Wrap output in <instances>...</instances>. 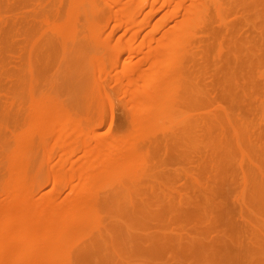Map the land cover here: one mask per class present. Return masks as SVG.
I'll return each instance as SVG.
<instances>
[{
  "label": "rangeland",
  "instance_id": "obj_1",
  "mask_svg": "<svg viewBox=\"0 0 264 264\" xmlns=\"http://www.w3.org/2000/svg\"><path fill=\"white\" fill-rule=\"evenodd\" d=\"M68 1L0 0V202L6 148L28 120L32 61L37 87L77 111L64 144L51 133L29 156L35 201L67 202L73 183L96 186L98 211L69 236L64 264H264V0L138 2L128 29L115 22L113 0H95L100 38L122 47L104 48L102 63L90 58L94 47L51 38L44 17H63ZM183 6L192 10L178 29ZM168 30L182 42L157 67L172 73L162 116L152 109L161 81L150 59ZM140 116L150 117L145 136L133 129ZM125 132L144 161L113 172ZM94 148L108 153L109 169L95 183L82 178Z\"/></svg>",
  "mask_w": 264,
  "mask_h": 264
},
{
  "label": "bare ground",
  "instance_id": "obj_2",
  "mask_svg": "<svg viewBox=\"0 0 264 264\" xmlns=\"http://www.w3.org/2000/svg\"><path fill=\"white\" fill-rule=\"evenodd\" d=\"M112 2L114 3L113 7L116 6L117 11L121 15L120 18L115 19V22L120 21V23L123 24L124 28L128 29V27L132 26L133 24L132 8L134 9L135 5L138 4V2L143 3L144 5L147 6H151L156 2V0H113ZM168 2H170V0H162L163 4L164 3L169 4ZM192 2L190 0L191 4L189 7H191L192 4H194ZM66 6L67 8L64 13L65 15L63 14V17L61 16V18L59 16L56 17L58 18V20H56L55 17H54L55 19L54 18L52 19L53 16L50 17L52 19L51 21L48 19L49 16L44 17L45 22L49 21L50 23H52V27L54 30L52 31L54 32L53 33L54 36L52 35L53 37L51 38H54L56 34V36L59 37L61 39L60 41H63L64 44L66 43V41L67 43L71 42L73 44H76L78 49L80 48L82 49L87 46L94 47V49L90 53V58L93 59L94 61L95 60L98 61V63L99 62L102 63L103 60L102 51L104 50V48L108 47L109 49H111L113 53L119 52L122 49V47H120V45L117 46V44L110 46L108 43L107 46L105 41L100 38L102 29L99 19L96 16L97 8H96L95 0H69ZM190 10L192 9H189L188 7H184L183 12L181 11V14L182 13L183 14L181 17L182 19L178 24V29L181 28L183 23L188 21L190 16L189 14ZM49 22L47 23L48 25ZM176 30L175 31L168 30L164 34L161 45L156 47L157 48L155 52L156 54L150 59L151 60L150 63L153 65L150 71L154 75H159L158 80L161 81V85L153 91L154 94L152 96V99L154 100V108L152 109H154L155 113L158 110L159 112L162 111L161 112L162 116L164 115L163 110L165 109V108L163 109V106L167 101H170V100H166L167 98H166L165 87L166 84L169 81H171L170 77L172 73L169 72L167 73L166 69L159 72L157 71V67L159 64L161 66L163 63L165 67L168 66L169 65L168 59H167L168 62L165 63L162 58L164 57L167 58V54L174 52L176 46H179L180 43L182 42V39L178 34V31ZM110 36L111 33H108V38ZM47 40H50V38H48ZM49 42H51V40ZM124 47L131 48L132 45L131 43L127 42L125 46H123V48ZM70 48H73V46H71ZM30 58L28 61H30L31 59L33 60V58L31 59ZM161 59L163 62L161 61ZM31 62L32 61L28 62L29 68H27L30 69L28 75L30 76L29 77L30 80H27V85L29 83V91L28 88L26 89L27 92H29V99L27 98V100H29L28 101L29 106L27 107V109L29 108V112H28L29 115L27 117L28 120H27L26 128L25 129L23 128V130L19 133V135H17V138H15L16 142L15 141L10 142L12 143L10 144V146L12 145V148L11 149L6 148V150L8 151V154L6 152V154L8 155V159L6 161L7 170H5L6 177L5 178L3 177V181H4L3 186L5 185L4 193H3L5 196L4 195L3 196L5 198L0 202V264H62L65 258L69 255L68 251L66 250V246L68 245L67 242H69L68 241L69 236L72 233L76 234L75 231H77L78 229L80 228L84 229L83 228L84 226L87 227V224L89 225V222L91 221V219H93L94 217L93 215H96L98 211L96 210L97 206L95 207L94 206L95 204L93 205V202L96 201L91 202L96 197L93 196L94 197L93 199L90 198L92 197V195L90 196V194L91 192L93 193L92 188H94L95 184L93 185V187H91L92 185H90L89 182H83L81 184H77L78 183L77 182L75 184L73 183L72 184L73 186H71L72 189H70V186L66 183H69L71 180H67L65 177H62L67 180L64 185L69 186L70 191L71 190L73 191L72 199H70L67 202L64 201L60 202L59 200L56 201L53 198L49 200H41L40 198V201L37 200L35 201L34 199L35 194L33 195V187H32L33 175L31 176L29 174V170H30L29 168L31 162L29 156L30 154L35 152L34 150H36L35 144L37 143L42 144L43 139L46 138V136L51 133L55 132L59 137V141L63 143V141L65 140L64 139V132L66 131L65 125L67 122H69V120L75 119V115H76L75 112L77 111L71 112L65 106V104L62 101H60L58 97H56V95H54L53 92L49 91V89L47 91V89H42V87L38 88L39 86L37 87V83H36L37 73L35 72L36 74H34V70H33L34 62L33 64ZM35 66L36 65H34V67ZM134 76L135 75H132V77ZM135 78H133V80H135ZM133 80L130 79V81ZM151 107L150 105H148V107L146 106L145 108H151ZM159 112H157L158 115ZM147 116H151V115H148L147 113ZM160 116L161 115H159L156 118L157 121L158 119L161 118ZM77 117H81V116H77ZM141 117L142 116H140V118L138 119L136 117V120L135 118L134 119L132 118V121L133 120L135 121L133 125L134 127L133 129L136 130V133L142 131L143 128L145 129L146 126V123L144 122H146L148 118L144 117L145 119L143 121ZM155 117L156 116L153 115L152 120L157 122L155 120ZM130 128H128V130ZM146 129L145 132L144 131L141 132L140 135L142 134L143 136H145V134H147L146 132H148V130L146 131ZM128 132L129 131H127V133ZM132 132H131L132 135L133 133L135 134V132L133 133ZM124 134H126V132ZM120 136L122 137V135ZM129 136L130 134L127 136L128 138L127 140L126 139H123V141L121 140L122 141L121 146L118 148L116 154L111 158L113 163L109 169L114 170L113 172H115V170H118L120 172L130 170L132 165L134 163L136 164L137 159L140 161L144 158L143 156L142 159H139L140 150L138 151V149H136L134 145V143L137 142V139H135V137L132 138ZM139 138L140 137L138 136V140ZM133 139H135L136 141L132 142ZM142 140L143 139L139 140L138 142L139 144L141 142V146L143 143ZM69 141L72 142V140ZM76 142L77 140L74 141V143ZM76 144L79 145L78 143ZM8 145L9 144H7V146ZM72 148L75 149L77 147L73 146ZM93 150H95L94 153L92 152ZM93 150L90 151L91 154L93 153L92 155L89 156L88 153V156L90 157L89 158L87 156L88 160L86 159L85 161V159L84 160L82 159L83 161H85L83 164H85V167H87L85 168L86 170H83L85 172H82V178L87 179L88 181H90V179H95V178H99L100 176L104 177V175H108V170H109L108 153L104 152L102 149L99 148H94ZM86 151L88 152V150ZM87 152L85 154H87ZM143 161L144 160H142V162ZM72 162L75 163V160ZM60 163H62V161ZM64 164H62L61 166H63ZM77 167L74 168L73 166L72 168L76 169ZM94 167L95 170L93 169ZM139 168L140 167H138L137 170ZM69 171L71 170L69 169ZM134 171L136 170L134 169ZM76 172L77 170H75V174ZM129 172L130 171H128L127 173ZM64 173H65L64 175H66L68 171L67 172L65 171ZM123 175L125 176V174ZM75 176L76 175H74V173L73 174L70 173V177L74 178ZM126 176L128 177L127 174ZM117 178L120 177L117 176ZM125 179L127 178L125 177ZM79 180H81V177ZM95 181L97 182L98 180L95 179L93 183H95ZM66 259H68V257Z\"/></svg>",
  "mask_w": 264,
  "mask_h": 264
}]
</instances>
